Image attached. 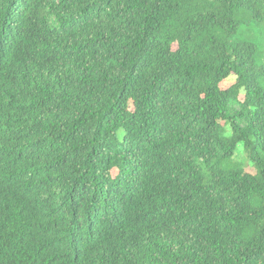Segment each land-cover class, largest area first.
Listing matches in <instances>:
<instances>
[{"label": "trees", "instance_id": "trees-1", "mask_svg": "<svg viewBox=\"0 0 264 264\" xmlns=\"http://www.w3.org/2000/svg\"><path fill=\"white\" fill-rule=\"evenodd\" d=\"M0 264H264V0H0Z\"/></svg>", "mask_w": 264, "mask_h": 264}, {"label": "rangeland", "instance_id": "rangeland-1", "mask_svg": "<svg viewBox=\"0 0 264 264\" xmlns=\"http://www.w3.org/2000/svg\"><path fill=\"white\" fill-rule=\"evenodd\" d=\"M234 77L230 78L228 81L225 82V84H230L234 81ZM234 159L237 162H241L245 165V169L249 172L255 173L256 172V168L254 166V163L252 160H250L245 153V148L243 144H240L239 148L236 150L235 155H234Z\"/></svg>", "mask_w": 264, "mask_h": 264}]
</instances>
